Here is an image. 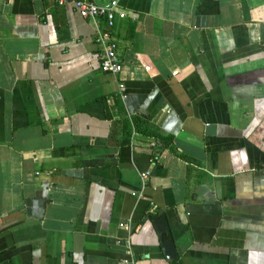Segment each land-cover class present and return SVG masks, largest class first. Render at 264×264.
Wrapping results in <instances>:
<instances>
[{"label":"crops","instance_id":"crops-1","mask_svg":"<svg viewBox=\"0 0 264 264\" xmlns=\"http://www.w3.org/2000/svg\"><path fill=\"white\" fill-rule=\"evenodd\" d=\"M119 5L111 75L102 19L0 0V264H264V0Z\"/></svg>","mask_w":264,"mask_h":264},{"label":"built area","instance_id":"built-area-1","mask_svg":"<svg viewBox=\"0 0 264 264\" xmlns=\"http://www.w3.org/2000/svg\"><path fill=\"white\" fill-rule=\"evenodd\" d=\"M72 5L78 15L87 20L102 19L107 30L97 29L95 44L99 47V66L103 73L117 75L122 71V62L118 54L116 42L112 36V28L116 19L125 17L124 11L120 10V0H109L107 5H99L94 0H64ZM121 97H123L124 86L119 84ZM148 173L142 174L145 180Z\"/></svg>","mask_w":264,"mask_h":264},{"label":"water","instance_id":"water-1","mask_svg":"<svg viewBox=\"0 0 264 264\" xmlns=\"http://www.w3.org/2000/svg\"><path fill=\"white\" fill-rule=\"evenodd\" d=\"M154 225L159 237L160 245L167 259L174 260L176 258V249L172 239H164V234L169 235L170 229L164 216L154 221Z\"/></svg>","mask_w":264,"mask_h":264}]
</instances>
